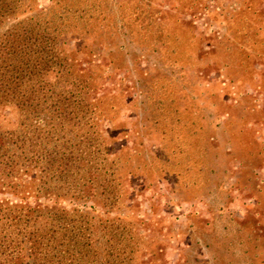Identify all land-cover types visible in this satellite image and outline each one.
I'll return each mask as SVG.
<instances>
[{"label":"rangeland","instance_id":"obj_1","mask_svg":"<svg viewBox=\"0 0 264 264\" xmlns=\"http://www.w3.org/2000/svg\"><path fill=\"white\" fill-rule=\"evenodd\" d=\"M61 1L129 132L124 206L95 214L136 264H264V0Z\"/></svg>","mask_w":264,"mask_h":264},{"label":"trees","instance_id":"obj_2","mask_svg":"<svg viewBox=\"0 0 264 264\" xmlns=\"http://www.w3.org/2000/svg\"><path fill=\"white\" fill-rule=\"evenodd\" d=\"M61 2L0 0V264H136L128 224L95 214L124 206L127 125Z\"/></svg>","mask_w":264,"mask_h":264}]
</instances>
